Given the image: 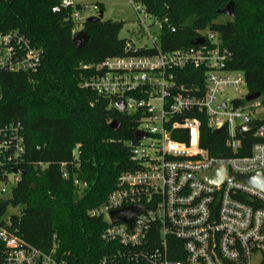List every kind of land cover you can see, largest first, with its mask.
Returning <instances> with one entry per match:
<instances>
[{
    "label": "built area",
    "instance_id": "2783aa9c",
    "mask_svg": "<svg viewBox=\"0 0 264 264\" xmlns=\"http://www.w3.org/2000/svg\"><path fill=\"white\" fill-rule=\"evenodd\" d=\"M130 2L151 44L136 46L127 41L126 50L156 51L82 65L89 73L82 75L81 85L99 96L116 98L115 105L123 101L125 110L119 109L123 113L141 111L144 116L137 131L148 134L127 143L139 168L121 173L107 199L87 210L89 216L104 219L103 240L118 246L102 264H264V191L235 177L264 171V141L255 143L248 155L227 158L215 157L200 145L203 125L223 128L226 144L235 152L241 148L239 134L243 133L238 126L257 119L259 127L252 132L264 137V118L255 116L264 104L262 95L237 107L234 99L221 100L227 89L240 93L246 80L242 71L229 68L232 53L220 35L199 31L197 38L203 37V43L164 51L161 35L168 19L161 21L137 0ZM69 6H74L72 0H60L54 10ZM72 17L82 19L77 11ZM155 27L158 33L154 34ZM42 61L43 51L25 34L0 30V72H36ZM189 67L204 70V87L195 80L178 83L179 76L189 75ZM154 103L159 104V115ZM175 134H189V139H177ZM25 153L22 124L0 126V183L14 182L11 197L22 178ZM222 165L221 183L202 177ZM40 166L44 169L47 164ZM61 170L64 178L70 176L64 163ZM74 183L81 190V180L75 178ZM7 191V187L0 189V201L9 199L4 196ZM131 205L143 207L131 224L113 221L112 211ZM7 209L0 215V264H69L58 256L56 245L46 251L12 229Z\"/></svg>",
    "mask_w": 264,
    "mask_h": 264
},
{
    "label": "trees",
    "instance_id": "16d2710c",
    "mask_svg": "<svg viewBox=\"0 0 264 264\" xmlns=\"http://www.w3.org/2000/svg\"><path fill=\"white\" fill-rule=\"evenodd\" d=\"M137 1L159 20L168 19L161 35L164 51L191 47L199 31L217 32L232 53L229 68L242 71L248 94L262 92L264 103V0ZM230 1L235 4L234 17L219 20L224 15L219 10ZM59 3L0 0V30L17 29L43 51L36 72H0V126L19 121L26 147L22 178L12 197L0 201V215L9 206L20 207V213L9 219L26 241L46 251L56 245L58 256L69 264H102L118 246L103 240L104 219L89 216L87 210L107 199L121 173L139 168L127 143L135 142L144 114L123 113L116 98L84 88L82 75L89 71L82 65L156 50L128 52L127 40L120 37L124 22L79 23L72 17L74 6L54 10ZM79 25L90 36L83 48L72 42ZM186 73L189 77L179 76L178 83L195 80L204 87V70L189 67ZM233 103L237 107L246 99ZM227 136L203 125L200 145L215 157L227 158L248 155L255 143L264 141L252 131L240 133L241 148L235 152L227 146ZM174 137L188 140L189 134ZM40 163L47 166L42 169ZM63 163L68 178L62 175ZM75 178L81 180V190Z\"/></svg>",
    "mask_w": 264,
    "mask_h": 264
},
{
    "label": "rangeland",
    "instance_id": "374dc122",
    "mask_svg": "<svg viewBox=\"0 0 264 264\" xmlns=\"http://www.w3.org/2000/svg\"><path fill=\"white\" fill-rule=\"evenodd\" d=\"M74 3L75 11L79 12L82 19L77 22L84 23V19H87L91 16H97L102 9L104 10L103 20H113V21H122L124 22V27L120 32V37L126 39L127 41L133 42L136 46L139 45H150V40L146 37V34L141 29L138 21V13L134 5L130 0H72ZM230 16L224 14L219 20H228ZM148 22H150L148 20ZM78 31L84 29L83 26H78ZM152 32L158 33V28H153ZM241 92L235 91V89H227L224 96L221 97V100L229 99L233 100L236 98H243L247 92V87L243 86ZM263 100V97H262ZM156 107L155 114L159 115L161 109L159 108L158 103H154ZM256 117L264 118V104L261 108L256 109ZM158 124V123H157ZM145 145H148V141L145 142ZM14 185L12 181L10 184L0 183V189L2 187H7L8 191L4 193L5 198H11V190ZM20 207L9 206L6 211V216H11L12 214H19Z\"/></svg>",
    "mask_w": 264,
    "mask_h": 264
},
{
    "label": "water",
    "instance_id": "95a60500",
    "mask_svg": "<svg viewBox=\"0 0 264 264\" xmlns=\"http://www.w3.org/2000/svg\"><path fill=\"white\" fill-rule=\"evenodd\" d=\"M220 13H224L230 17H234L235 15V4L233 1H230L229 3H227L225 5V7L221 8L219 10ZM104 17V10L101 9L99 14L97 16H91L89 18L86 19V22H98L103 20ZM89 34L87 32V30L82 29L80 31H78L75 36L73 37V45L76 48H83L84 46H86V44L89 41ZM204 42V38L203 37H199L196 38L193 41V44H201ZM262 95V92L258 91V92H254V93H249L246 95L245 99L247 101H252L258 97H260ZM117 108L120 110H125V103L123 101L117 103ZM226 106V103L224 104V107ZM259 121L257 119L252 120L249 123L240 125L237 127V130L240 132H249V131H254L255 129H257L259 127ZM111 126L116 128L117 127V122L113 121L111 123ZM223 128H219L216 131L221 132L223 131ZM148 136V134L146 132H143L141 130L136 131L135 133V139L136 140H141L144 139ZM129 155H132V149L128 150ZM204 179L214 183V184H219L221 183L224 178H225V166H218L215 169L206 172L203 174L202 176ZM235 177L252 186H255L261 190L264 191V171H259V172H253V173H248V174H235ZM143 210V207L141 205H131V206H127V207H123L119 210L116 211H112L111 212V217L113 219L114 222H127V223H132L133 220L141 213V211Z\"/></svg>",
    "mask_w": 264,
    "mask_h": 264
}]
</instances>
